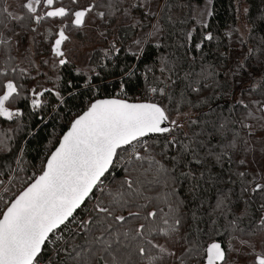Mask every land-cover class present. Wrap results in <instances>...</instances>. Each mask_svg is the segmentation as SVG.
Segmentation results:
<instances>
[{
	"label": "trees",
	"instance_id": "16d2710c",
	"mask_svg": "<svg viewBox=\"0 0 264 264\" xmlns=\"http://www.w3.org/2000/svg\"><path fill=\"white\" fill-rule=\"evenodd\" d=\"M22 2L0 0V41L7 40L0 43V84L12 81L17 86L18 95L6 107L19 112L11 122L0 117V212L10 195L26 188L31 172L43 171L46 158L71 122L88 108V96L94 91L123 88L132 101L151 95L152 103L164 107L169 120L180 125L168 122L169 133L146 138V145L135 152L130 146L119 149L84 203L88 211L81 207L67 227L49 236L39 264H76L72 257L85 244V235L99 234L96 218L101 214L96 207H114L111 194L117 192L124 193L128 204L117 207L116 214L127 216L129 209H139L143 217L156 211L161 229L175 228L167 238L154 234L176 254L163 257L162 264H180L176 257L183 264H205L212 243L221 245L227 264H249L252 257L246 255L244 242L255 244L257 252L264 244V191H253L257 183L264 184L258 174L263 172L264 127L255 118L260 116L258 104L264 103V0H212L205 24L193 18L195 7L204 0H78L77 4L59 0L54 7L94 6L93 27L75 28L70 18L63 22L67 44L72 38L85 41L87 30L94 33L81 65L66 53V63L60 65L52 53L61 21L37 24L22 9ZM149 4L159 8L150 14ZM5 8L24 19H9ZM47 10L37 7L38 13ZM100 12L105 13L103 18ZM125 14L127 20L122 21ZM153 24L159 29L158 41L146 40L139 51H131L129 43ZM40 92L39 106L34 107ZM242 121L252 126V135ZM234 137L235 149L227 146ZM221 153L222 161L217 162ZM241 159L247 163L241 165ZM85 220L92 222L88 229L79 227Z\"/></svg>",
	"mask_w": 264,
	"mask_h": 264
},
{
	"label": "snow or ice",
	"instance_id": "6c2138e0",
	"mask_svg": "<svg viewBox=\"0 0 264 264\" xmlns=\"http://www.w3.org/2000/svg\"><path fill=\"white\" fill-rule=\"evenodd\" d=\"M56 3L57 0H23L21 7L37 24L46 19L61 21L62 26L56 34L57 38L51 50L54 56L63 57L61 45L68 39L64 20L70 18L71 25L80 28L94 6L73 10L64 6L54 7ZM71 3L77 4L78 0H71ZM39 6L48 10L38 13ZM3 13L13 21L24 19L21 15H14L7 8L3 9ZM98 15L103 18L105 13L100 12ZM0 43L6 44L7 40ZM59 63L63 65L66 61L60 59ZM0 91V117L11 119L13 115H19V112L13 113L6 107V104L18 95L17 86L8 81L0 84ZM151 91L156 92L157 89L152 88ZM160 92L165 94L164 89H160ZM42 95L43 92L36 94L34 107L39 106V97ZM258 111L260 116L255 118L261 121L264 127V103L258 104ZM247 115L252 116V113ZM165 122L180 127L177 121L169 120L167 110L157 103L129 104L115 99L92 103L88 111L73 122L70 131L48 159L42 175L11 201L3 212L0 218V264H39L42 246L49 239V234L61 225L67 227V223H71L69 218H72L73 213L89 198V194L113 164L117 149L127 145L134 147V142H139L149 134L169 133L172 129L162 126ZM241 125L249 129V135H252V126L243 121ZM224 127L222 124L221 128ZM245 144L247 145V141ZM227 146L233 149L237 147L235 137ZM184 149L193 151V160L201 163L189 145H184ZM222 158L223 153L218 154L217 162L222 161ZM136 159L143 158L137 156ZM239 163L244 165L247 161L241 159ZM258 174L264 176V172ZM240 175L243 176L244 173ZM127 184L129 189H132L133 182L129 180ZM258 190L264 191V184L257 183L253 191ZM111 195L114 207H96V211L101 214L96 218L99 234L85 235V244L78 246L80 251L75 252L72 257L76 264H162L163 257L176 255L154 237V234H159L167 238L175 231L174 227L161 229L155 222L158 215L156 211H148L143 217L139 209H129L127 216L116 214V208L125 207L128 200L121 192ZM128 195L131 196V193ZM144 207L140 206L141 209ZM91 223L90 220L81 221L79 227L88 229ZM168 223L169 221L164 219V224ZM174 223L178 225L180 222L176 220ZM244 244L249 249L246 255L252 257L249 264H264V244L259 252L255 250V244ZM206 251V264H227L226 253L220 244L212 243ZM133 257H136L135 262ZM176 259L183 264L180 257Z\"/></svg>",
	"mask_w": 264,
	"mask_h": 264
},
{
	"label": "rangeland",
	"instance_id": "374dc122",
	"mask_svg": "<svg viewBox=\"0 0 264 264\" xmlns=\"http://www.w3.org/2000/svg\"><path fill=\"white\" fill-rule=\"evenodd\" d=\"M237 1H240V0H237ZM211 3H212V0H204V2L200 6L195 7L194 13H193V18L197 24H205L208 21L210 15H211ZM158 8H159V5H157V4H154V5L149 4L148 12L150 14H153ZM240 9H241L240 11L242 13L245 12L246 6L244 3L241 4ZM121 20L126 21L127 15L126 14L123 15ZM94 22H95L94 15L89 13V14H87V16L85 18V23L81 28H83L84 30L91 28V27H93L92 23H94ZM52 23L55 24L56 19L52 20ZM154 24H155V21H154ZM154 24H153V27L147 33L138 34L137 37L133 41H131V43H129L128 48L131 51H134V52L139 51L141 49V47L143 46V44L146 42V40L150 39L152 42L158 41L159 29L156 26L154 28ZM242 25L243 24L239 23L238 26L241 27ZM86 35H87V38L85 39V41L81 42V41H77L76 39L72 38L71 40H69L68 44H67V41H65L63 43L62 50H63L64 54L66 53V56L68 58L72 59L75 63H77L79 65H81L84 62L86 55H87V51L91 49V47L93 45V41H94V33L93 32H89L87 30ZM137 42H139V43H137ZM140 96L144 99H148L147 95H140ZM254 155H255V153H254ZM262 167H263V172H264V160L262 163ZM254 169L256 172H260V168L257 166V164L254 165ZM38 171H39V169H38ZM261 177H262V175H261ZM263 178H264V176H263ZM15 197H14V195H10L6 200V204L9 205L10 202ZM4 211H5V208L3 210H1V212H0L1 215L3 214Z\"/></svg>",
	"mask_w": 264,
	"mask_h": 264
},
{
	"label": "built area",
	"instance_id": "2783aa9c",
	"mask_svg": "<svg viewBox=\"0 0 264 264\" xmlns=\"http://www.w3.org/2000/svg\"><path fill=\"white\" fill-rule=\"evenodd\" d=\"M101 99H121V100L130 101V102L152 103V101H151L152 96L151 95L148 97V99H144L139 95L136 97L135 101H132L131 96L126 94L124 92L123 88H120L118 90H110L108 92L104 91L103 93H100L99 91H94L91 94H89V96H88V102H90V103L94 102L96 100H101ZM134 143H135V146L133 147L130 145V148H131V150H133L135 152L138 147H144L146 145L147 139L146 138L140 139L139 142H134ZM38 175L39 174H37L35 172H31L29 177H28L27 184L29 185L31 182H33L38 177ZM88 209H89L88 205L82 206V211H88ZM56 236H59V235L57 234Z\"/></svg>",
	"mask_w": 264,
	"mask_h": 264
},
{
	"label": "water",
	"instance_id": "95a60500",
	"mask_svg": "<svg viewBox=\"0 0 264 264\" xmlns=\"http://www.w3.org/2000/svg\"><path fill=\"white\" fill-rule=\"evenodd\" d=\"M80 28H81V27H80ZM61 46H62V45H61ZM58 58H60V57H58ZM102 100H113V99H101V100H96V101H94V102H91V103L89 104L88 108H87L85 111H83L79 116H77V117L71 122V124H70L69 128L67 129V131L61 136V138H60V140H59V143H58V145L56 146V148H55V149L49 154V156L46 158V161H45V164H44L43 170H44V168H45V166H46V164H47L48 159L51 157L52 153H54V152L56 151V149L59 147L60 142L62 141L63 137H64V136L70 131L73 122H74L76 119H78L80 116H82L85 112H87L88 109L90 108V106H91L92 103H95V102H97V101H102ZM115 100H121V99H115ZM122 101H125L126 103H129V104L146 103V102H130V101H126V100H122ZM9 111H11V110L9 109ZM11 112H12V111H11ZM1 119H2L3 121H5V122H11V119H7V118H5V117H1ZM168 125H169L168 122H165V124L162 125V126H168ZM156 135H161V134H149V135H147V136H145V137H143V138H141V139L148 138V137H153V136H156ZM128 146H130V145L124 146V147L119 148V149L127 148ZM119 149H117V151H118ZM114 161H115V156L113 157V163H114ZM112 165H113V164H112ZM112 165L109 166L108 171L110 170V168L112 167ZM108 171H107V172H108ZM107 172H105V174H106ZM42 173H43V171H42ZM42 173L39 174L38 177H39L40 175H42ZM105 174H104V176H105ZM38 177H37V178H38ZM37 178H36V179H37ZM36 179H35V180H36ZM101 179H102V177H101ZM35 180H34L33 182H31L30 184L34 183ZM30 184H29V185H30ZM29 185H28V186H29ZM28 186H26V188H27ZM26 188H25V189H26ZM25 189H24V190H25ZM24 190H22L21 192H23ZM94 190H95V188L93 189V191H94ZM21 192H20V193H21ZM20 193H19V194H20ZM19 194H18V195H19ZM91 194H92V193H90L89 196H90ZM18 195H17V196H18ZM17 196H16V197H17ZM16 197H15V198H16ZM15 198H14V199H15ZM14 199H13V200H14ZM87 199H88V198H86V200H87ZM13 200H12V201H13ZM86 200H85V202H86ZM85 202H84V203H85ZM10 203H11V202H10ZM9 205H10V204H9ZM9 205H8V207H9ZM83 205H84V204H82L81 207H82ZM8 207H7V208H8ZM81 207H80V208H81ZM7 208L5 209V211L7 210ZM80 208H78V209L73 213V215H74V214H75ZM2 215H3V214H2ZM2 215H1L0 218H2ZM69 219H71V218H69ZM62 226H63V225H61L60 228H61ZM58 229H59V228H58ZM58 229H56L55 231H57ZM55 231H54V232H55ZM51 234H52V233H50L49 236H50ZM43 246H44V245H43ZM43 246H42V248H43ZM217 263H221V262H217Z\"/></svg>",
	"mask_w": 264,
	"mask_h": 264
},
{
	"label": "flooded vegetation",
	"instance_id": "af4514ba",
	"mask_svg": "<svg viewBox=\"0 0 264 264\" xmlns=\"http://www.w3.org/2000/svg\"><path fill=\"white\" fill-rule=\"evenodd\" d=\"M22 1H23V0H22ZM57 1H59V0H57ZM22 3H23V2H22ZM5 5H9V2L6 1V2H5ZM62 48H63V44H62V46H61V50H62ZM62 51H63V50H62ZM63 53H64V52H63ZM58 59H59V60H60V59H63V57H60V58H58ZM205 264H206V263H205Z\"/></svg>",
	"mask_w": 264,
	"mask_h": 264
}]
</instances>
